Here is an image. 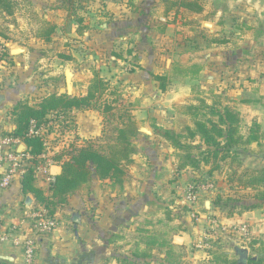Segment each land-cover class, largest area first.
I'll list each match as a JSON object with an SVG mask.
<instances>
[{"label":"crops","instance_id":"obj_1","mask_svg":"<svg viewBox=\"0 0 264 264\" xmlns=\"http://www.w3.org/2000/svg\"><path fill=\"white\" fill-rule=\"evenodd\" d=\"M214 1L216 8L208 10V5L202 4L201 11V14L213 12L214 18L207 21L201 17L195 26L199 30H194L192 35L179 33L184 36L183 42L176 43L177 38L171 37L175 26L166 24L163 37L156 43V25L152 24L150 15L160 13L162 17L165 11L157 0L128 3L83 0L82 23L88 29L78 34L75 27L71 32L79 45L78 50L72 51V96L86 93L93 70L109 81L111 90L116 92L115 108L126 110L137 128V134L131 137L135 151L120 184L93 175L88 184L69 194L66 202L55 208L52 214L55 228L35 236L37 250L33 264H121L125 260L133 264H170L177 251L186 252L182 259L198 264L213 260V253L218 250L213 243L215 236H228L232 243L239 237L245 244L242 248L262 244L264 204L225 214L214 200L213 189L199 192L198 201L192 206L183 202L188 186L184 181L193 172L188 167L178 168V151L161 134L165 129L179 132L183 124L191 125L183 107L198 106L196 93L228 94L229 99L223 104L239 113L241 128L247 125L245 136L252 124L259 127L258 138L250 148L259 147L252 151L264 167V0ZM55 10L49 11L54 13L50 19L61 25L66 13L63 9ZM178 12L196 14L185 9ZM140 16H145L143 26ZM215 27L224 29L227 38L224 44L215 39ZM178 46H187V51L184 49L187 55L197 50L203 52L206 61L195 62L199 63L195 76L183 73L181 78L170 82ZM80 47L87 51H81ZM0 48L9 53L8 62L0 64L1 133L13 128L8 114L17 101L29 98L34 102L48 92H60L55 80L60 76L61 63L47 62L43 53L46 44L34 36L24 40L15 33H0ZM12 50L19 52L12 54ZM169 54L172 59L166 64ZM222 61L228 62L231 69L225 76L230 83L228 87H220L219 81L216 85L207 81L209 78L217 81L214 69L218 70ZM181 62L193 64L187 60ZM129 63L132 69L126 67ZM62 71L65 79L66 68ZM155 74L167 76L164 90L153 79ZM251 80L254 83H246ZM71 115L74 140L102 137L105 144L114 140V129L120 122L117 117L104 127L97 109L72 110ZM37 163L46 164V156L38 155ZM48 169L55 176L60 172V163L55 162ZM22 175H17L9 187L0 188V221L8 232L16 235L30 230L26 212L42 206L31 194L21 192ZM33 178L34 185L48 195L45 176L37 174ZM181 202L184 204L179 205ZM242 227L246 230L244 235ZM232 247L238 253L239 247ZM222 251L232 259L229 249ZM141 253L148 256L141 257ZM0 264L26 263L19 247L4 243L0 244Z\"/></svg>","mask_w":264,"mask_h":264},{"label":"trees","instance_id":"obj_2","mask_svg":"<svg viewBox=\"0 0 264 264\" xmlns=\"http://www.w3.org/2000/svg\"><path fill=\"white\" fill-rule=\"evenodd\" d=\"M163 1L166 4L165 11L185 9L199 13L203 9L198 0ZM56 2L57 8L70 12L75 7L77 0H56ZM14 6L13 0H0V11L6 14H11ZM76 22L80 26L83 19L77 18ZM56 29L55 23L44 22L37 29L35 38L43 43H48ZM8 56V51L2 48L0 60L3 59L4 64L8 62ZM62 57L68 58L65 55ZM153 79L158 82L161 90L165 89L168 82L166 75L155 74ZM171 79L170 77L169 81ZM106 93H114L109 81L103 79L96 70H93L87 91L82 96H70L66 92H48L34 102H31L29 98L21 99L9 111L8 115L13 128L1 132V134L19 137L27 146L26 153L33 157L28 160L30 163L26 165L22 175L21 192L24 195L31 194L40 205L48 210L49 214H53L57 206L63 205L69 194L88 184L93 175L101 180L108 179L117 184L123 181L126 165L130 162V157L135 151L131 137L137 134V128L126 110H117L113 100H102ZM201 106L210 111L212 115L203 119ZM183 108L192 120L191 125L183 124L179 132L165 129L161 134L178 151L179 169L188 167L192 171H198L201 166H208L207 172L202 176L204 180H209L214 171L222 172L221 162L230 158L235 159V149L239 145L250 146L258 138L259 127L256 124H252L247 136L240 133V118L228 106L217 108L202 103L198 106L188 105ZM87 109L100 111L104 127L109 125L115 117L118 118L120 122L114 129L115 138L111 143H106L103 146L95 145L92 139L82 140V142L71 144L68 149H63L55 154L53 159L60 163V172L54 176L49 194L45 195L33 183L32 165L35 163L34 157L41 154L44 147L38 136L27 135L29 122L34 120L37 126H42L59 118L60 115L71 120L72 110ZM212 116H215L216 119ZM74 126L75 124H73V128ZM232 175L236 179L237 185L254 191L255 197L259 201H264V168L242 169L239 172L233 170ZM215 202L221 206L225 204L220 197L216 198ZM254 203L244 204L243 210L257 207V204ZM147 256L148 253H141V257ZM212 261L215 264L243 263V260L240 259L238 261L229 259L226 253L218 250L213 253ZM245 262L246 264H264V257L249 258ZM173 263L171 260L170 264ZM121 264L133 263L125 260Z\"/></svg>","mask_w":264,"mask_h":264},{"label":"rangeland","instance_id":"obj_3","mask_svg":"<svg viewBox=\"0 0 264 264\" xmlns=\"http://www.w3.org/2000/svg\"><path fill=\"white\" fill-rule=\"evenodd\" d=\"M13 1L15 3V6H14L15 8L11 14H6L5 12L0 11V33L2 34L3 33H15L24 40L29 39L32 36L35 37L37 29L41 25H43L44 22L55 23L54 21L50 19L51 17L53 18L54 13L51 14L52 12H49V11H51V9L52 10L60 9V8H57L56 6L57 5L56 0H51V1L50 0H13ZM85 1L88 2V0H84V2ZM120 1H122L123 3H128L129 0H120ZM198 1L200 2L201 5L202 4L205 6L208 5L209 7L208 10H212L214 7L215 8L217 7V2L214 0H198ZM82 2L83 0H77L75 7L72 10H70V12L68 11L66 12L64 10L66 13V16L64 17L65 19L63 23H61V25L55 23L57 25V28L59 27L58 30L56 29L55 33L53 34L55 39H52V41L48 43H44L46 44V49L43 52L46 55L45 60L47 62L54 60L56 64L59 62L61 63V65L57 64L61 73H60V76L57 78V80H55L57 81V83L55 84L56 85L55 87L60 92H66V89H67V82L64 79V76L62 75L63 74L62 70L63 69L65 70L66 68V71L69 72V74H71V60L73 58L72 51L73 50L75 51V49L78 50V46H79L75 42L76 39L71 35V32L73 28L75 27H76L75 30L77 31L78 34H82L88 29L85 27L84 23L80 24L79 26L76 22L77 18L83 19L82 14L84 11L83 7L85 6V3H82ZM157 2H159V5H162L164 9L166 8V4L163 0H157ZM50 4L52 5L54 9L52 7L51 9H49ZM134 6H135V3H134ZM179 10L180 9L178 10L170 9L168 11H165L162 17H160V13L158 15H156L155 13L150 15V18L153 20L152 24L156 25L155 30H154V33H155L154 41L156 43L158 40H161V38L163 37V26L166 24H171L175 26L174 27L175 31L172 30L171 37L177 38L176 43H178L179 40H181L182 42L184 40L183 38L184 36H179V33H182V35H187V34L190 35L191 33L192 35L194 30H197V31L199 30L195 26L199 25L198 20H200L201 17L207 19V21L208 19L211 21V19L214 18L215 16V14L211 11L205 14H201V12H199L193 15L191 14L189 16L185 14H180L178 12ZM144 18L145 16H140V19H141L140 22L142 26L145 23ZM160 26H162V29L160 28ZM95 27L99 29V24H96ZM203 29L205 30L208 28L204 27ZM184 30L188 32H185ZM143 31L144 29H142V32ZM214 33H217V36H215V39L220 41L219 43L224 44L223 41L227 39L224 29H218L215 27ZM62 37L63 39H61ZM74 45H77V47L75 48ZM80 48H81V51H87V50H84L82 47ZM184 49H186L187 51V46H178L174 52L175 61L170 70L171 75H172L170 76L172 78L170 82L174 81L175 79L181 78L180 75L183 73H187V74L195 76L198 73L197 68L199 64L195 62H201L202 60L206 61L205 55L203 52L197 50L198 52H195V51L188 52L189 54L187 55V52H184ZM115 52H116L115 53L116 57H118L117 56L118 52L117 51ZM60 54L62 56L63 55L68 56V58H64ZM121 56L123 55L121 54ZM167 58L168 59L166 60V64H168L169 59H172L170 54L167 56ZM181 60H184V61L187 60L188 63L192 61L193 64L186 65L185 63H182ZM227 61L229 62L230 60L227 59ZM221 63H222L221 67H219L218 70H216V68L214 69V77L215 76L217 77V81L214 80L215 78L212 80L209 78L207 79V81H209L210 84L212 85H216V82L219 81L218 84L220 87L221 86L228 87L230 83L229 81H226V77L229 75V72L231 69H229L228 64L225 61H222ZM48 66H51V65H48ZM131 66H132V63H129V65L126 67L128 69H132ZM222 66H224V68H222ZM209 75L212 76V73H209ZM46 78H50V77H46ZM246 83L251 84L254 82L252 81L250 83L249 82H246ZM69 85L71 88V77L69 79ZM112 91H115V90L112 89ZM71 95H72V92L70 93V96ZM107 95L109 96L112 95L111 97H109V100H113L114 103L117 101L116 92L106 93L102 100H106L105 98H108L106 97ZM194 96L197 98L195 99L197 100V103H196L197 105H201L203 103L204 105H212L217 108H222L223 106H228L223 103H225L229 99L230 95L222 94V93L212 94L208 91L207 93H204V94H201V92L196 93ZM201 108H202L201 110H203L202 111L203 119L210 117L212 115L210 111L203 108V106H201ZM234 112H236L237 115L239 116V113L236 110H234ZM215 116H212V118L216 119ZM72 121H73V118L70 120V122L72 123ZM73 124H74V121L71 124V127H73ZM245 131H247V125H243L242 128L240 125V133L245 136V134L243 133ZM53 133L52 134L49 133L50 134L48 138L49 149H54L56 147L60 148L63 144L69 143V140L71 139L67 136V134H64L63 132L61 134H58V135H61L59 137L56 135H53ZM102 141H103L102 137H98L93 140V142L97 146H103L105 143H102ZM262 146H263L262 150H264V145ZM253 149L254 150L259 149V147L250 148V146H247L244 144L239 145L237 149H235L236 150L235 159L230 158V159H227L221 162V166L223 168L222 172L214 171V173L212 174V177L209 180H204L202 179V176L207 172L208 166H201L198 171L191 170V172H193L192 173L193 175L187 174L188 176L186 177L185 179L186 181H184V184L190 185L194 183L195 184H202L205 182L211 183L213 185L214 200L220 197L222 202H225L224 205L222 206L220 205V207H222L223 212H225V214L226 212L232 211V210L243 211V207H244L243 205L247 203L250 204L251 202H256L254 204H257V206L258 204L263 205L264 202L259 201L258 198L255 197L256 193L254 191L248 188H242L239 185H237L236 179H234V176L232 175L233 170L234 172L235 171L239 172L242 169L252 170V169L264 168L260 166L259 157L257 156V154L253 153L252 151ZM193 176H197V177L195 178ZM183 202L178 203V204L179 205L184 204V203L187 204L186 202L184 203ZM263 213H264V209H263ZM261 242L262 244H260V246L256 245L254 247H250L248 245V246H245L246 248L244 247L242 248V246H244L245 244L241 242V239L239 237L237 238L235 243H232L231 239H229L228 236H225L224 238H222V236L221 237L215 236L213 239V243L216 247H218V251H222V249L224 250L229 249L230 250L229 254L232 256V259L234 260L238 261L239 260L238 253L242 252V250H245L246 253L243 256V263H238V264H246L245 261L249 258L264 257V244H263L264 240H261ZM229 243H232V245H230ZM233 245H236L237 247H239V249L237 250L238 253L236 254L233 250V247H232ZM185 255H186V252L177 251L175 254L172 255V261L174 262L173 264H192L190 263L188 259H182V256H185ZM198 264H215V263L212 260H210L207 263L205 261H199Z\"/></svg>","mask_w":264,"mask_h":264},{"label":"built area","instance_id":"obj_4","mask_svg":"<svg viewBox=\"0 0 264 264\" xmlns=\"http://www.w3.org/2000/svg\"><path fill=\"white\" fill-rule=\"evenodd\" d=\"M2 48H0V51ZM0 64H3V59L0 60ZM55 118V117H54ZM71 122L64 116L60 115L59 118L49 121L46 125L37 126L34 120L29 122L27 135L38 136L43 144V151L39 156H46V164H32L33 176L38 175L45 176V180L50 188V185L54 181V176L49 172L48 166L55 163L53 159L54 155L62 151V149H68L71 144L80 143L75 138H72L73 127ZM63 125V126H62ZM54 132V133H53ZM67 134L69 143L63 144L60 148L49 149L48 138L49 133L53 135L61 136V133ZM72 136V137H71ZM21 139L17 136L3 135L0 133V188L5 189L9 187L14 179L19 174H24L25 167L28 160L33 159L25 152H17L15 148L21 143ZM38 156V155H37ZM36 156V157H37ZM34 157V159H36ZM213 189L211 183L205 182L202 184H190L184 190L183 198L187 206H192L198 201V193L202 191H209ZM26 218L30 222V230L27 234L16 235L8 232L0 221V244H10L15 247H19L22 251L23 259L26 264H33L36 258V235H42L50 232L56 226V220L52 214H49L48 210L43 206H38L29 209L26 212ZM241 232L246 233L244 227L241 228Z\"/></svg>","mask_w":264,"mask_h":264},{"label":"water","instance_id":"obj_5","mask_svg":"<svg viewBox=\"0 0 264 264\" xmlns=\"http://www.w3.org/2000/svg\"><path fill=\"white\" fill-rule=\"evenodd\" d=\"M19 52V50H12V54H17ZM170 62V59L168 60ZM69 79H70V74L69 72L65 71V80L67 82V89H66V92L68 95H70L71 93V88H70V85H69ZM15 150L17 152H25L27 150V146L24 142H21L16 148ZM209 205V202H206V206L208 207ZM245 250H242V252L238 253L239 254V259L240 260H243V256L245 255Z\"/></svg>","mask_w":264,"mask_h":264}]
</instances>
